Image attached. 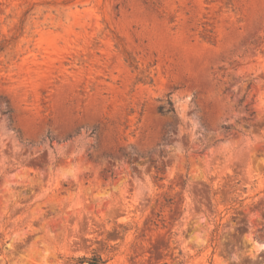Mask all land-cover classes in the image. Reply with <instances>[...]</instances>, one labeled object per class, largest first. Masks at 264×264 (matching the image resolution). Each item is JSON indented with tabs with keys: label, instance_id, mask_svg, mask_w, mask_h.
<instances>
[{
	"label": "rangeland",
	"instance_id": "374dc122",
	"mask_svg": "<svg viewBox=\"0 0 264 264\" xmlns=\"http://www.w3.org/2000/svg\"><path fill=\"white\" fill-rule=\"evenodd\" d=\"M263 213L264 0H0V264H264Z\"/></svg>",
	"mask_w": 264,
	"mask_h": 264
},
{
	"label": "trees",
	"instance_id": "16d2710c",
	"mask_svg": "<svg viewBox=\"0 0 264 264\" xmlns=\"http://www.w3.org/2000/svg\"><path fill=\"white\" fill-rule=\"evenodd\" d=\"M169 103V107L167 109L164 110L163 106H159L158 107V110L159 112H175V108L173 107V104L171 101L168 102ZM264 215V213H263ZM89 264H104V262L101 260L100 257L96 258H89V261H88Z\"/></svg>",
	"mask_w": 264,
	"mask_h": 264
}]
</instances>
